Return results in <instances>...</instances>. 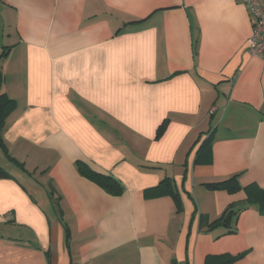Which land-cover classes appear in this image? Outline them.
<instances>
[{
  "label": "crops",
  "instance_id": "1",
  "mask_svg": "<svg viewBox=\"0 0 264 264\" xmlns=\"http://www.w3.org/2000/svg\"><path fill=\"white\" fill-rule=\"evenodd\" d=\"M252 29L240 0H0V264H264ZM164 178L180 207L146 196Z\"/></svg>",
  "mask_w": 264,
  "mask_h": 264
},
{
  "label": "trees",
  "instance_id": "2",
  "mask_svg": "<svg viewBox=\"0 0 264 264\" xmlns=\"http://www.w3.org/2000/svg\"><path fill=\"white\" fill-rule=\"evenodd\" d=\"M15 106V100L9 98L1 89V78H0V145L4 147L3 143V131L6 124V117L8 113ZM212 137V132L208 135V138L203 143L202 148L206 146V143L209 142V139ZM78 169L82 174H85L92 178L94 181L99 183L107 192L112 194L120 193L123 189V184L117 178L104 174L98 171L93 170L87 163L84 161H78ZM11 174L0 166V177H10ZM207 186L212 189H225L231 193H235L240 190L241 186L238 181V176L234 175L228 179L218 181V182H208ZM163 194H170L175 199L178 207L181 206V199L179 191L176 190L175 185L172 180L169 178H164L157 186L148 188L146 190V196H160ZM252 197H250L249 205L255 203ZM258 207L260 211L264 214V189L259 188V198H258ZM248 205L244 206L247 207ZM233 206H230L227 211L223 213L221 217L215 220L212 225H224L226 227H231V219L236 217L240 212L241 208L232 209Z\"/></svg>",
  "mask_w": 264,
  "mask_h": 264
},
{
  "label": "built area",
  "instance_id": "3",
  "mask_svg": "<svg viewBox=\"0 0 264 264\" xmlns=\"http://www.w3.org/2000/svg\"><path fill=\"white\" fill-rule=\"evenodd\" d=\"M250 12L252 33L246 42V50L251 55L264 58V0H240ZM215 107L212 109L214 110Z\"/></svg>",
  "mask_w": 264,
  "mask_h": 264
}]
</instances>
